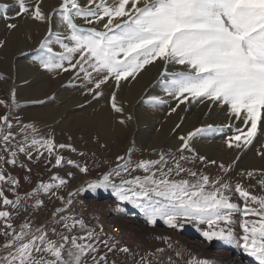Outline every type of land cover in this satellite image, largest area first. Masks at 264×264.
Returning a JSON list of instances; mask_svg holds the SVG:
<instances>
[{"label": "snow or ice", "instance_id": "obj_1", "mask_svg": "<svg viewBox=\"0 0 264 264\" xmlns=\"http://www.w3.org/2000/svg\"><path fill=\"white\" fill-rule=\"evenodd\" d=\"M44 4L45 0L0 3V16L15 7L13 20L27 17L44 24L45 35L35 49L39 67L55 75L71 72L69 83L80 81L93 98L102 97L104 86L110 85L109 105L117 124L126 127L133 120L118 99L122 85L157 61L163 92L176 101L168 115L178 113L181 105L186 111L190 105L208 104L222 109L229 122L197 127L178 136V147H152L138 159L133 142L106 171L71 187L76 172L89 177L110 162L99 160L95 152L91 164L86 151L78 153L81 159L65 156V151L77 149L59 143L54 132H42L35 123L13 116V90L10 101L0 99L7 109L0 115V264H123L121 254L131 256L134 264H163L153 259L157 253L163 255V248L136 259L137 253L113 234L119 229L109 233L103 223L90 225L83 211H76L77 204L85 207L80 197L101 190L115 197L117 211L123 212L120 204L127 203L151 226L162 221L181 230L193 224L205 241H222L241 249L254 264H264V168L241 170L234 181L230 172L239 155L229 164L217 163L200 155L192 143L232 128L233 121L238 123L225 138L228 149L243 152L258 135L264 136V0H57L50 9ZM6 27L15 30L18 24ZM6 44L0 39V48ZM5 79L0 73V80ZM165 102L160 95L148 98L153 106ZM257 155L264 159V144ZM197 161L216 165L220 174L185 166ZM34 166L41 176L38 181H33ZM41 166L47 180L39 172ZM16 169L23 174H13ZM25 183L30 188L21 193ZM257 187L259 195L250 191ZM236 194L242 206L233 202ZM46 199L59 201V206L48 223L35 224L36 213L47 207ZM21 217L23 222L17 224ZM175 255L177 259L170 256L167 264H179L184 257L181 250ZM184 264L208 261L193 257Z\"/></svg>", "mask_w": 264, "mask_h": 264}, {"label": "bare ground", "instance_id": "obj_2", "mask_svg": "<svg viewBox=\"0 0 264 264\" xmlns=\"http://www.w3.org/2000/svg\"><path fill=\"white\" fill-rule=\"evenodd\" d=\"M7 1L14 2V0H0V2ZM56 3L57 0H45L44 6L46 9H50ZM10 9L6 16H0V39L7 41L6 46L0 48V73L6 77L5 80H0L1 87L8 91L14 90L19 101L44 99L54 94V97L44 104H35V106L27 108L25 113L28 120L49 122L61 118L63 130L68 131L71 139H75L77 130H80L81 135L88 136V138L92 134H97L98 137L99 135L110 136L108 141H105L107 146H111L113 143V147L118 150L122 149L125 143L128 144V147L134 142L136 148L147 151L152 147L157 149L163 146L178 147L180 134H186L209 123L229 122L228 116L222 109L217 107L210 109L208 104L190 105L186 111L181 105V110H178V113L168 115L167 110L149 108L140 102L141 96L149 94L145 93V90L160 70L161 64L158 61L155 66L147 67V70L135 81L131 80L122 85L117 93L118 99L124 102L125 114H131L133 120L129 121L126 127L117 124L116 116L109 105V94L98 99H91V97L82 95L79 90L70 92L62 85L66 81L64 75L59 74L50 78L47 73L40 71L31 62V51L38 46L39 41L45 35L46 26L33 22L27 17L13 20L12 17L15 16L16 9L14 7ZM11 22L17 23L18 28L7 29L6 24ZM147 90L149 89L147 88ZM87 100L89 102L86 103ZM181 116L184 117L182 126L174 131L173 129L180 121ZM72 123L74 124L71 125ZM131 136L132 139L129 140ZM261 139L258 140V143L262 141ZM192 143L197 152L209 160H221L228 164L239 154L238 167L248 170L264 168V159L257 155L256 144L253 145L254 149L251 148L241 153L235 149H228L221 142L212 141L206 136L197 137ZM89 144L94 146L90 141ZM93 151L97 150L93 149Z\"/></svg>", "mask_w": 264, "mask_h": 264}, {"label": "rangeland", "instance_id": "obj_3", "mask_svg": "<svg viewBox=\"0 0 264 264\" xmlns=\"http://www.w3.org/2000/svg\"><path fill=\"white\" fill-rule=\"evenodd\" d=\"M0 3H5V2H0ZM6 3L11 4L12 2L7 1ZM9 10L11 9L9 8L8 11ZM35 49H33L30 54L31 62L34 63L40 71L47 73L50 78L51 76L54 77L55 76L54 73H48L39 67V61L36 59L37 53ZM161 67H160V70H161ZM159 72L156 75V77L152 80V82L149 84V86L147 87L149 90H147V88L145 90L146 91L145 93H149V94L147 95L144 94L143 96H141L140 102H142L146 107H149V108L151 107L153 109H159V110L161 109L162 111L167 110V113H168L169 109L175 105L176 101L172 98L170 99V97H168L163 92L162 83L161 81H159L160 80ZM61 74L64 75V77L66 78V81L63 82L62 84L66 90L68 91L70 90V92L79 90L81 91V94L84 95L85 97H91V99H93V96L87 93L86 87L80 81L72 80V82L69 83L72 77L71 72L61 73ZM154 81H155V84H154ZM2 88L3 87H1L0 85V99H4L5 101H10V93L13 90L8 91L5 88L3 89ZM111 89L112 87L110 85L104 86L103 88L104 95L110 94ZM154 95L162 96L166 102L162 105H156V106L149 104L148 98ZM15 96L17 100V106L13 109V116L19 117L26 123L27 122L35 123L42 130V132H54L56 136V140L59 143H65V144L70 143L73 145V147L77 149L76 153L65 151L64 152L65 156L71 159H81L78 153L80 151H86L88 152V159H89V163L91 164V156H92V153L95 152L99 160L101 161L108 160L110 162L109 165H104L98 170L94 169L91 173V176L89 177L82 176L81 174L76 172L75 169L67 168L65 171L76 172L77 178L71 181V187H74L75 185L79 184L80 180L82 179L94 178L100 172L106 171L107 168L111 166V162H114L116 155L122 154L124 150L127 148L128 144L126 143L123 146L124 148L122 147V149L120 148L119 150L113 147V143L111 144V146H107L106 148L101 147V145L103 144L107 145L105 141H108L110 136H100L99 135L98 137L97 134H92L88 138V136L81 135V133L79 132L80 130H77L75 139L73 138L69 139L68 131L63 130L64 127H63L61 118H56L55 121H49V122H46V121L40 122L38 120L33 121V120L27 119V116L25 113L27 111L26 110L27 108H29L30 106H35V104L37 105L44 104L49 99L53 98L54 94L47 96L44 99L38 98V99L27 100V101H19V98L17 97V93H15ZM87 102L89 101L87 100L86 103ZM197 105H204V104H197ZM6 111H7L6 108H4L3 106H0V115H3ZM224 114L226 115L225 112ZM74 123H72L71 125H73ZM236 123L238 122L233 123L232 128L224 127L222 131L213 132V134L208 133V134L203 135L202 137L206 136V138H209L212 141H217L219 143L221 142L222 144L225 145V138L231 136L234 133ZM209 124H215V123H209ZM223 124H226V122L216 123L215 125H223ZM258 136L260 137L259 139L262 138L261 139L262 141L258 143L259 139L257 138L253 143V145L256 144L257 150L260 148L259 147L260 145L264 144V139H263L264 137L260 135ZM131 139H132V136L130 137L129 140ZM89 141L92 142L94 146L90 145ZM253 145L250 146V148H248L245 151H248L251 148L254 149ZM93 149H96L97 151H93ZM136 149L137 151L135 153V157H134L135 159L148 155L147 150L140 149V148H136ZM160 149L167 150L168 148L163 146ZM236 159L237 157L234 160ZM216 161L217 163L224 162L221 160H216ZM224 163L227 164V162H224ZM229 163L231 162H228V164ZM185 166L193 167L196 170H202L205 174H209L212 176L220 174V169L216 165L205 164L199 161L195 162L192 165H185ZM241 170H245V168H240L237 166V164L233 166L232 171L230 172V176L233 178L234 181L240 178L239 174L241 173ZM39 172H43L42 178L44 180L48 179V173L44 171L42 166L40 167ZM13 174L22 175L23 172L20 169H16ZM39 179H41V176L38 175L37 169L34 166L33 181H38ZM247 183H254V181H247ZM29 188H30V185L25 183L20 191L21 193H23ZM250 191H252L253 194H257V195L261 194L259 187L255 189H250ZM79 199L83 200L85 207L81 209L80 205L77 204L76 211L77 212L83 211L86 222H88L90 225L96 224L97 222L103 223L105 230L108 231L109 233H112L113 227L119 228V230L122 233L120 235L116 234V232L113 234L116 236L117 240L120 241L121 245H127L135 253H137L136 259H139L140 255H144L145 253H152V252H155L156 249L158 248H163L165 250L163 255L161 256L160 253H157L156 257L153 258L154 261L159 259L163 262V264H167L168 257L171 256L173 260H176L177 257L175 255V252L177 250H181L184 253V257L183 259L179 260V264H184V260L193 258V257H198L200 259L207 260L208 264H254L251 258H248L247 256L243 255L241 249L237 247L226 245L222 241H218V240H213L211 242L205 241L204 238L200 235V232L196 230V226L193 224H186L185 227H183V229L181 230L171 229L167 227L166 225H164L162 221H158L155 226H151L147 224L145 217L143 216V214L140 212L138 208H135L132 205L127 204V203L120 204V207L124 209L123 212L117 211L118 201H116L115 197L112 196L110 192L101 190V191H98L95 195L89 193L87 194V196H82ZM232 199H233V202H236L237 204H240L241 206L243 205V201L238 198V194L234 195ZM46 204H47L46 208H43L36 213L35 219H34L35 224L48 223L50 214L55 207L59 206V201H51V200L46 199ZM235 219L239 220L240 217L236 216ZM22 222H23V217L16 220L17 224H20ZM49 226L51 225L49 224ZM236 232L237 233L240 232V229L238 226L236 228ZM168 237L171 238L170 241L165 239ZM169 243H171L172 245L171 248L168 247ZM118 259L122 261L123 264H134L133 258L131 256H125L124 254H121Z\"/></svg>", "mask_w": 264, "mask_h": 264}, {"label": "built area", "instance_id": "obj_4", "mask_svg": "<svg viewBox=\"0 0 264 264\" xmlns=\"http://www.w3.org/2000/svg\"><path fill=\"white\" fill-rule=\"evenodd\" d=\"M121 233H122V232H121L120 230H119L118 232H116V234H119V235H120Z\"/></svg>", "mask_w": 264, "mask_h": 264}]
</instances>
